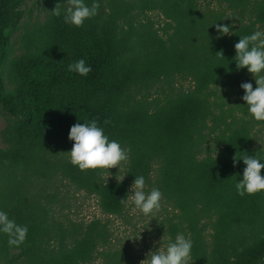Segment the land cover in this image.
Listing matches in <instances>:
<instances>
[{
  "label": "trees",
  "instance_id": "1",
  "mask_svg": "<svg viewBox=\"0 0 264 264\" xmlns=\"http://www.w3.org/2000/svg\"><path fill=\"white\" fill-rule=\"evenodd\" d=\"M22 3L0 0V108L17 119L9 126V146L0 148V209L27 224L28 233L19 247H9L0 234L2 264H13L7 256L14 249L29 264H86L98 245L109 244L108 223L98 220L79 231L49 228V209L28 189L33 178H60L95 196L106 215L120 216L127 180L141 174L145 183L155 174V187L177 210V223L168 227L192 240V264H264V191L238 195L234 181L245 165H233L236 152L264 156L252 143L260 121L251 119L244 102L235 103L241 111L235 116L232 105L224 111L212 99L218 86L230 88L250 75L235 69L233 45L264 28V0H218L217 7L198 0H98L97 14L80 27L63 21L67 0H51L50 11L56 6L61 14L50 12L33 27L25 53L9 58ZM150 13L164 19V36L153 29ZM216 22L231 24L232 35L219 36ZM221 50L223 57L216 54ZM79 58L92 66L87 76L67 70ZM180 75L192 81L188 91L154 109L133 102L135 87ZM92 118L129 149L126 180L106 181L103 169L80 171L61 156L73 143L70 126ZM208 121L219 130L220 146L217 154L201 156ZM52 231L60 237L56 248L50 246ZM105 258L135 264L122 253Z\"/></svg>",
  "mask_w": 264,
  "mask_h": 264
},
{
  "label": "rangeland",
  "instance_id": "2",
  "mask_svg": "<svg viewBox=\"0 0 264 264\" xmlns=\"http://www.w3.org/2000/svg\"><path fill=\"white\" fill-rule=\"evenodd\" d=\"M68 1V0H67ZM198 3L217 7L218 0H198ZM68 5V3H67ZM51 0H23L21 9L23 17L21 18L17 28L10 32V53L9 58L17 57L25 53L26 47L29 46L28 37L33 29L39 23L44 22L50 14ZM151 25L158 34L164 36L166 23L162 16L157 13H150ZM259 30L264 31V28ZM169 33V31H168ZM250 81L255 87V81L252 74L239 80L230 88L218 86L215 89V96L212 99L216 100L217 104H221L224 111L232 105L234 107L233 114L241 116V111L238 107L235 108V103L242 104L241 100L243 90L239 87L242 82ZM5 87L10 89L12 86L4 81ZM238 85V86H236ZM192 81L185 75L174 76L170 79L162 78L156 83L146 88L135 87L131 96L133 102L146 103L150 109L163 104L168 98L175 93L185 92L191 89ZM226 121H230L229 117H225ZM17 119L9 117L8 114L0 108V148L8 147L9 126L12 121ZM209 128L206 130L205 142L202 144L200 151L201 156L207 154L215 155L218 153L220 139L218 138L219 130L213 128L208 121ZM223 127V126H221ZM252 143L255 147L264 150V121H260L254 125L252 129ZM72 144L65 151L71 149ZM63 152L61 156L68 159L67 153ZM126 161L120 162L118 169L113 167L103 169V177L106 181H117L125 175ZM156 175H152L151 182L145 183V191L155 187ZM122 180H126V175ZM33 183L28 189L38 194L39 201L49 209V228L51 226L61 229L70 230L75 228L84 229L89 223L98 220L100 223H108L110 230V241L106 247L98 245L92 254V261L86 264H111L105 258V253L114 254L122 253L126 258V263L140 264V261L145 258V254L149 250H155L161 244H165L169 238H174L179 231L172 232L169 230V223H177V210L170 207V204L161 198V206L154 215L145 216L135 209L132 205L125 206V210L120 216H110L103 213L98 205L97 198L92 195H87L84 191L77 190L60 178L54 179L50 176L36 180L33 178ZM130 186L132 182L127 180ZM211 231L208 229L206 235ZM187 236V235H186ZM60 237L56 232L52 231L49 236L50 246L57 247ZM68 240V239H66ZM70 243L69 240L67 241ZM155 242V243H154ZM70 245V244H69ZM19 249L12 250V253L7 256V259H12L13 264H29L25 257L19 259ZM0 264L2 262L0 261ZM188 264H192L190 258Z\"/></svg>",
  "mask_w": 264,
  "mask_h": 264
},
{
  "label": "clouds",
  "instance_id": "3",
  "mask_svg": "<svg viewBox=\"0 0 264 264\" xmlns=\"http://www.w3.org/2000/svg\"><path fill=\"white\" fill-rule=\"evenodd\" d=\"M58 4V3H57ZM99 7L98 0H68V6L63 9V21L65 24L80 27L85 20L94 17ZM54 15L59 16L61 9L54 7L51 10ZM219 36L232 35L231 24L214 23ZM235 54L232 62L235 69H246L252 74L255 87L252 82H242L239 87L243 90L241 100L242 106L247 108V113L254 121H264V31L254 30L249 34L239 36V40L233 45ZM216 54L222 55V50ZM67 70L80 76H87L92 71V66L85 62V58L76 59L68 63ZM109 123L108 120L104 121ZM68 139L72 141L71 149L65 151L69 162L80 171L109 169L116 167L122 161L129 158V149L122 147L116 139H110L105 134L104 128L95 118L86 119L83 122L78 120L70 126ZM242 161L243 168L240 178L235 179L234 189L240 195H252L264 191V156L249 155L244 151L235 153L233 165ZM110 173V172H109ZM126 175V174H125ZM124 175V176H125ZM237 175H233L237 177ZM122 178L116 180L119 182ZM134 179L129 190L120 200V203L132 205L145 216L154 215L161 206L162 192L158 187H152L145 191L144 175L133 176ZM28 233L27 224L17 223L9 217L8 212L0 209V234L6 235V243L9 247L22 245ZM155 243V242H154ZM192 248V240L183 232H177L174 238H169L165 244H161L154 251L149 250L140 264H188Z\"/></svg>",
  "mask_w": 264,
  "mask_h": 264
}]
</instances>
